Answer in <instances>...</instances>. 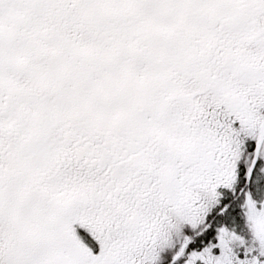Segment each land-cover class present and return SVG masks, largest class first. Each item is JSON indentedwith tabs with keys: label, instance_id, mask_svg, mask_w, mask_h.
Segmentation results:
<instances>
[{
	"label": "snow or ice",
	"instance_id": "obj_1",
	"mask_svg": "<svg viewBox=\"0 0 264 264\" xmlns=\"http://www.w3.org/2000/svg\"><path fill=\"white\" fill-rule=\"evenodd\" d=\"M0 264H264V0H0Z\"/></svg>",
	"mask_w": 264,
	"mask_h": 264
}]
</instances>
